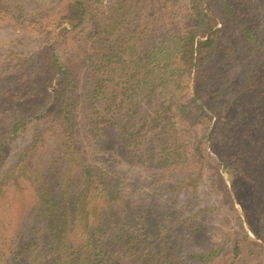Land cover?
I'll return each mask as SVG.
<instances>
[{
	"label": "trees",
	"instance_id": "1",
	"mask_svg": "<svg viewBox=\"0 0 264 264\" xmlns=\"http://www.w3.org/2000/svg\"><path fill=\"white\" fill-rule=\"evenodd\" d=\"M154 1L60 0L51 3V16L46 6L32 16L0 7V19L29 24L38 41L34 57L20 60V82L7 98L19 114L0 131V263L35 253L34 264H168L175 251L166 244L156 254V245L147 242L142 250L135 244L152 231L142 216L132 242L122 227L105 233L124 219L134 194L124 178L97 166L89 150L107 129L126 150L134 149L132 163L147 157L166 170L190 171L194 191L208 174L223 202L232 204L227 178L242 175L252 207L257 205L264 184L263 167L256 164L264 166V27L251 0H161L158 15L145 18ZM159 30L164 37L153 41ZM233 67L238 71L230 76ZM84 75L94 81V104L87 109L75 104ZM228 86L241 105L232 108L240 113L234 134L240 142L212 166L209 156L203 162L206 138L197 129L220 112ZM144 122L159 129L162 140L152 146L171 143V151L138 153ZM21 138L27 144L8 166L7 146ZM53 176L56 186L49 185ZM74 187L79 191L71 192ZM29 208L41 228L25 226ZM252 214L257 240L237 215L235 238L200 255L199 264H258L264 210L256 206Z\"/></svg>",
	"mask_w": 264,
	"mask_h": 264
},
{
	"label": "rangeland",
	"instance_id": "2",
	"mask_svg": "<svg viewBox=\"0 0 264 264\" xmlns=\"http://www.w3.org/2000/svg\"><path fill=\"white\" fill-rule=\"evenodd\" d=\"M55 1L58 4L60 2V0H0V7L8 6L11 10L23 11L25 15L32 16V14H38L46 6V11L49 10L46 16H51V10L56 6V4L51 6V3ZM160 2L161 0H155L152 3L151 10L147 11L148 13L144 17L151 18L158 15ZM251 3L255 16L264 27V0H251ZM28 26L29 24L25 27H16L14 21L3 17L0 19V131L5 129L13 115L19 114L18 107L10 106L7 98L10 99V95L15 93V86L20 82L16 81L17 76L15 75L16 71H20V68L23 69L20 60L34 57L32 51L38 45V41L33 36L32 31L27 28ZM158 32L155 33L153 41L164 37V31L159 30ZM237 71V68L233 67L230 76ZM84 76L75 93V104L87 109V107L89 108L94 104V101L89 99L93 95L94 81L90 75ZM226 90L228 93L224 103L221 104V108L219 107L220 112L212 113L206 129L204 127L197 129L201 134L200 137L206 138V148L204 147L205 150L202 149L203 162L205 163L209 156L210 165L212 166L217 162L219 153L227 152L231 146H237L236 143L240 142L239 140L235 141L234 137L240 113H233L232 108L235 107L241 110V105L235 101L234 95L230 93L232 87L228 86ZM255 116L261 118L256 112ZM82 117L81 115V117L76 118L78 128L83 126ZM144 123L142 124L144 130L139 136V142L142 146L141 149L138 147V153L143 152L142 154H145L151 148H154L153 150L157 154L161 150L163 152L171 151L173 148L171 143L169 146L159 144H153L152 146L153 140L157 142L162 140L158 137L157 131L159 129L156 126H149L148 123ZM100 135L97 141L93 140L94 142L90 144L92 146L89 147L91 153L96 155L95 164L108 169L113 175L124 178L125 182L130 185V190L134 192L129 197L127 211L125 210V213L122 214L125 215L124 219L121 222L115 221L112 223L105 233L122 227L123 232L128 235L127 237L132 242L141 233V227H139L137 219L138 216H142L143 221L150 224L152 231H146L142 237L137 236L140 239L135 244L142 250L148 248L147 242L151 243L152 246L156 245L152 248L154 254L163 250L162 245L166 244L168 248L175 251L168 264H199L200 255L208 254L212 249L222 246L224 242L228 243L231 239L233 240L241 226L239 220L236 219L237 215L240 216L247 234L253 240H257L251 230L250 222L253 221L254 214L252 213L256 206L257 209L264 210V184H262L261 191H259L257 205L252 207L249 184L243 176L236 174L231 179L228 177L227 183L231 189L232 204L225 200L223 202V197L210 188L208 174L204 175L201 188L194 191L189 187L190 171L186 170L187 173L189 172L186 174L179 170H166L163 165H161V168L158 162H153L147 157L141 159V164L132 163V158L136 156V153L131 146L126 150L124 143L119 141L117 135L111 133L108 129ZM82 136L86 137L87 134L85 135V132H83ZM26 144L27 139L21 138L7 146L8 166L15 162L18 154ZM256 164L263 167L264 172V166L259 162ZM208 171L210 172V169ZM196 175L200 174L196 172ZM79 178V175L76 176V183ZM57 179L58 177L53 176L49 185L56 186ZM73 190L78 192L79 187H74L70 191ZM84 198L86 199V197ZM19 205H22V202ZM234 205L236 210L233 209ZM83 208L84 206H82ZM120 209H123V206ZM27 215L25 226L38 225V228L42 227L41 221L36 222L37 213L34 208H29ZM253 225H255V222ZM259 242L262 244V241ZM131 244L127 246V249ZM22 245L24 246V244ZM262 252L263 256L259 259L258 264H264V249ZM134 254V251H130L127 255H132L133 260ZM36 256L35 253H24L17 259L3 262L6 264H34Z\"/></svg>",
	"mask_w": 264,
	"mask_h": 264
}]
</instances>
